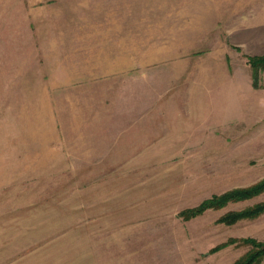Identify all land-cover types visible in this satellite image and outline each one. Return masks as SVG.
Returning a JSON list of instances; mask_svg holds the SVG:
<instances>
[{
	"label": "rangeland",
	"instance_id": "rangeland-1",
	"mask_svg": "<svg viewBox=\"0 0 264 264\" xmlns=\"http://www.w3.org/2000/svg\"><path fill=\"white\" fill-rule=\"evenodd\" d=\"M125 1L128 24L0 0V264H240L264 242V189L188 212L264 183V0Z\"/></svg>",
	"mask_w": 264,
	"mask_h": 264
},
{
	"label": "trees",
	"instance_id": "trees-1",
	"mask_svg": "<svg viewBox=\"0 0 264 264\" xmlns=\"http://www.w3.org/2000/svg\"><path fill=\"white\" fill-rule=\"evenodd\" d=\"M259 62L261 64L264 63V57L260 58L259 61L257 60V63H259ZM261 189H264V183H262L261 185H257L255 187L244 189V190H236L234 192L230 191V192L224 193L222 195L213 196L212 198H209V199L203 201V203L199 207H197L195 209H191V210L188 209V212L190 215H194L196 213H200L205 208L222 206L229 200H234V199H238L241 197H247L248 195H250L254 192H257ZM260 209H264V207H262ZM260 209H257V210H260ZM186 211H184V213H186ZM250 244L253 247H256L258 250H256L255 255L251 254V256L249 258H247L243 262H240V264H248L257 258L256 254L264 252V242H255L254 243L250 240Z\"/></svg>",
	"mask_w": 264,
	"mask_h": 264
},
{
	"label": "crops",
	"instance_id": "crops-1",
	"mask_svg": "<svg viewBox=\"0 0 264 264\" xmlns=\"http://www.w3.org/2000/svg\"><path fill=\"white\" fill-rule=\"evenodd\" d=\"M106 1H110L111 5L113 7H115L114 9L118 8V6H119L117 12H112V13H119V15H123V17H121L117 23H120V22L123 23L124 22V23L128 24L129 23V19H127V15L129 14V11H128V6L126 7V1L125 0H106ZM117 1H119V5H117V3H116ZM173 9H175L174 6H172V10ZM151 15H154V12H152ZM158 15H159V17H161V14H158ZM162 15H164V13ZM174 17L175 16H173V19H174ZM125 19H127V20L124 21ZM164 20H166V19H164ZM152 21L155 22V24H153V26L151 28H149V30H156V29L159 30L158 29V27L160 25V23H158L159 22V18L156 19L155 17H153ZM157 23H158V25H157ZM143 25H144V23H142V24L138 23L136 30L138 29L139 32H142V30H144V28H142L141 26H143Z\"/></svg>",
	"mask_w": 264,
	"mask_h": 264
}]
</instances>
